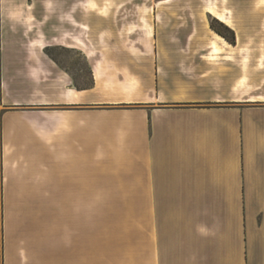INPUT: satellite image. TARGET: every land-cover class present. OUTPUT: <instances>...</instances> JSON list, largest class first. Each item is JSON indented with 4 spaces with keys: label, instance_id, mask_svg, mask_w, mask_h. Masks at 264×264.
Here are the masks:
<instances>
[{
    "label": "crops",
    "instance_id": "crops-1",
    "mask_svg": "<svg viewBox=\"0 0 264 264\" xmlns=\"http://www.w3.org/2000/svg\"><path fill=\"white\" fill-rule=\"evenodd\" d=\"M213 23L264 0H0V264H264V59ZM51 40L134 44L71 101Z\"/></svg>",
    "mask_w": 264,
    "mask_h": 264
},
{
    "label": "rangeland",
    "instance_id": "rangeland-1",
    "mask_svg": "<svg viewBox=\"0 0 264 264\" xmlns=\"http://www.w3.org/2000/svg\"><path fill=\"white\" fill-rule=\"evenodd\" d=\"M50 2L55 0H49ZM65 1H75V0H65ZM82 18L88 17V11H80ZM215 31H221L229 40H234L237 45L243 50H247L249 53L258 54L264 59V26L254 27L255 30L252 33L258 35L259 39L255 41L237 42L236 41V31L227 26H221L217 23H213L211 26ZM134 43L126 42H79L74 41H41V42H28L26 47L29 50H43L47 55L50 56L52 61L59 66L61 70H65L72 77L71 82L66 84V88L73 87L78 89L88 88L92 84L91 78V62L96 60L95 54L105 55V59L108 61L119 59L122 55L119 50H127ZM142 46V44H139ZM150 45V44H149ZM143 47V46H142ZM151 48V45L148 46ZM108 49L106 52L104 49ZM131 49L136 50L135 47ZM93 50V51H91ZM90 53V54H89ZM254 53V54H253ZM91 54H94L93 56ZM90 55L92 58L86 56ZM111 58V59H110ZM53 65V63L51 64ZM53 66L50 69V80L51 84L57 79V73L59 68ZM55 89L53 92H57L59 87H63V84L58 85V82L54 83ZM105 203H99V208H105Z\"/></svg>",
    "mask_w": 264,
    "mask_h": 264
},
{
    "label": "bare ground",
    "instance_id": "bare-ground-1",
    "mask_svg": "<svg viewBox=\"0 0 264 264\" xmlns=\"http://www.w3.org/2000/svg\"><path fill=\"white\" fill-rule=\"evenodd\" d=\"M84 28H86V27H84ZM231 28H232V27H231ZM215 39H217V40H219V41L222 40V38H221L219 35H217V34H215ZM78 42H79L80 44H83L82 41H78ZM224 43H225L226 45H228L227 42L224 41ZM147 44H148V43H147ZM148 46H150V45L148 44ZM211 48H212L213 50H215V51H218V50L220 49L219 46L217 45L216 41H213V42L211 43ZM91 55L93 56L94 54H91ZM101 71H102V70H100V67H98L97 70H96V75H97V78H98V79H101ZM80 95H81V94H79V93H78L75 89H73V88H67V90H66V96H67V98H68L69 100H71V101L79 99Z\"/></svg>",
    "mask_w": 264,
    "mask_h": 264
},
{
    "label": "trees",
    "instance_id": "trees-1",
    "mask_svg": "<svg viewBox=\"0 0 264 264\" xmlns=\"http://www.w3.org/2000/svg\"><path fill=\"white\" fill-rule=\"evenodd\" d=\"M220 35L224 36L230 43L236 44L234 40H229L221 31L216 30Z\"/></svg>",
    "mask_w": 264,
    "mask_h": 264
}]
</instances>
